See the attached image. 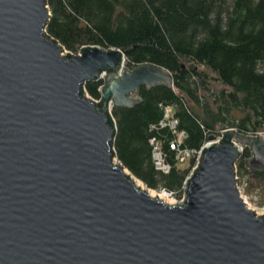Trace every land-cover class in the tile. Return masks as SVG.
<instances>
[{
	"label": "water",
	"instance_id": "water-1",
	"mask_svg": "<svg viewBox=\"0 0 264 264\" xmlns=\"http://www.w3.org/2000/svg\"><path fill=\"white\" fill-rule=\"evenodd\" d=\"M51 16L47 0H0V264H264V211L236 176L246 148L264 169V134L222 125L183 198L151 196L116 156L112 110L173 87L170 71L130 69L117 48L68 52ZM88 81H103L102 102Z\"/></svg>",
	"mask_w": 264,
	"mask_h": 264
},
{
	"label": "trees",
	"instance_id": "trees-1",
	"mask_svg": "<svg viewBox=\"0 0 264 264\" xmlns=\"http://www.w3.org/2000/svg\"><path fill=\"white\" fill-rule=\"evenodd\" d=\"M47 33L69 52L85 46L126 51L127 67L154 64L170 71L173 87L141 86L142 101L114 107L116 156L149 188L183 197L195 160L178 163L175 134L162 126L171 106L184 146L200 149L221 126L247 136L264 133V0H47ZM103 81H88L95 99ZM84 90L82 89V92ZM84 93V92H83ZM102 102V99H101ZM100 102V103H101ZM162 142L169 172L157 169L152 138ZM246 148L236 162L249 189L261 190L264 169H252Z\"/></svg>",
	"mask_w": 264,
	"mask_h": 264
},
{
	"label": "built area",
	"instance_id": "built-area-1",
	"mask_svg": "<svg viewBox=\"0 0 264 264\" xmlns=\"http://www.w3.org/2000/svg\"><path fill=\"white\" fill-rule=\"evenodd\" d=\"M93 99L96 101H100V99H95V98H93ZM160 124L162 126H169L175 134L173 140L170 143V146L173 150L176 151V159H177L178 163H185L186 161H188L190 159H194L195 160V165L193 167V169H194L200 160L202 149L207 142L200 149H190L188 147H185L184 141L186 138V132L184 130H179L177 128L179 121L174 116V111H173V108L171 106L165 107L164 119L161 121ZM262 134H264V133H262ZM218 138H220V136H218ZM151 143L153 145V158H154V162H155L157 169H159L163 172H169L171 169V165L166 160V156H165V154L163 152V148H162V142L160 140H157L154 137L151 139ZM193 169H192V171H193ZM236 176L238 178V188L240 190L241 195L243 196L242 188L239 185L240 177L237 173V168H236ZM162 192H164L167 197H174L172 192H169L166 190H163ZM176 202H178V201H176Z\"/></svg>",
	"mask_w": 264,
	"mask_h": 264
},
{
	"label": "rangeland",
	"instance_id": "rangeland-1",
	"mask_svg": "<svg viewBox=\"0 0 264 264\" xmlns=\"http://www.w3.org/2000/svg\"><path fill=\"white\" fill-rule=\"evenodd\" d=\"M66 49V48H65ZM67 50V49H66ZM68 51V50H67ZM69 52V51H68ZM87 92V91H86ZM87 96H90L88 94V92L86 93ZM262 134V133H261ZM127 172L131 171L129 169L126 170ZM134 176L135 179L141 180L139 178H137L134 174H132ZM142 181V180H141ZM248 176H241L240 180H239V185L242 188V194L244 199L247 201V204L250 208H252L254 211H256L257 214H261L264 211V200H263V194L261 193V190L259 188L257 189H249V184H248ZM143 182V181H142ZM144 183V182H143ZM145 184V183H144ZM146 187H148L145 184ZM149 188V187H148ZM152 189V188H151ZM158 191V190H157ZM163 191V190H162ZM159 191V192H162ZM184 196V195H183ZM166 198H168L169 200H171L174 204L176 203V201H180L183 197H167L165 195Z\"/></svg>",
	"mask_w": 264,
	"mask_h": 264
},
{
	"label": "bare ground",
	"instance_id": "bare-ground-1",
	"mask_svg": "<svg viewBox=\"0 0 264 264\" xmlns=\"http://www.w3.org/2000/svg\"><path fill=\"white\" fill-rule=\"evenodd\" d=\"M133 179L135 181V184L138 187H140L141 189L147 190L151 196L158 197L166 203H170V204L173 203L171 200H169L168 198L165 197L166 194L164 192H159L156 189L148 188L145 186V184L141 180L135 179L134 177H133Z\"/></svg>",
	"mask_w": 264,
	"mask_h": 264
}]
</instances>
